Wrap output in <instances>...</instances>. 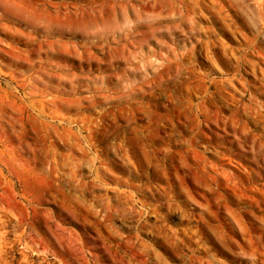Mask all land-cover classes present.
Returning a JSON list of instances; mask_svg holds the SVG:
<instances>
[{"label":"rangeland","instance_id":"obj_1","mask_svg":"<svg viewBox=\"0 0 264 264\" xmlns=\"http://www.w3.org/2000/svg\"><path fill=\"white\" fill-rule=\"evenodd\" d=\"M0 264H264V0H0Z\"/></svg>","mask_w":264,"mask_h":264}]
</instances>
